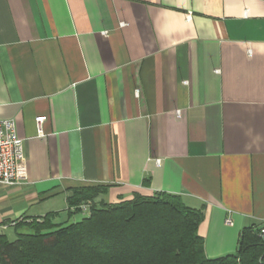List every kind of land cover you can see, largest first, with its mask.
<instances>
[{"label":"crops","instance_id":"0c3cea01","mask_svg":"<svg viewBox=\"0 0 264 264\" xmlns=\"http://www.w3.org/2000/svg\"><path fill=\"white\" fill-rule=\"evenodd\" d=\"M0 119L27 170L2 234L100 184L180 195L205 255L234 253L264 222V0H0Z\"/></svg>","mask_w":264,"mask_h":264},{"label":"trees","instance_id":"16d2710c","mask_svg":"<svg viewBox=\"0 0 264 264\" xmlns=\"http://www.w3.org/2000/svg\"><path fill=\"white\" fill-rule=\"evenodd\" d=\"M107 193V185L74 188L66 212L16 222L14 239L0 234V264H264L259 227L240 231L234 253L208 258L198 232L203 212L180 195L134 193L108 203ZM74 214L82 216L66 222Z\"/></svg>","mask_w":264,"mask_h":264},{"label":"built area","instance_id":"2783aa9c","mask_svg":"<svg viewBox=\"0 0 264 264\" xmlns=\"http://www.w3.org/2000/svg\"><path fill=\"white\" fill-rule=\"evenodd\" d=\"M42 120V117L36 119L39 133L42 132L40 126ZM26 178L23 140L16 134L13 119H0V184L12 185L23 182ZM225 223L231 224V220L226 218ZM5 227L0 225V233ZM259 235L264 238V222L259 226Z\"/></svg>","mask_w":264,"mask_h":264},{"label":"rangeland","instance_id":"374dc122","mask_svg":"<svg viewBox=\"0 0 264 264\" xmlns=\"http://www.w3.org/2000/svg\"><path fill=\"white\" fill-rule=\"evenodd\" d=\"M104 200H106V198H104ZM81 209H83V214H85L86 211H87V204H81ZM81 216L82 215H80V214H74L69 220H66V222H73V221L79 220L81 218ZM60 220L61 221H65V217L63 215H61L60 216ZM15 223H13L12 226H14ZM4 230H5V228L1 232H3ZM0 234H2V233H0ZM6 234L9 237V239H14V237H15V234H14V231L13 230H8L6 232Z\"/></svg>","mask_w":264,"mask_h":264}]
</instances>
